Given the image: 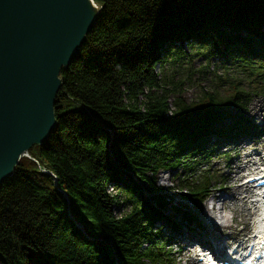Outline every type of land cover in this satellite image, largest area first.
Masks as SVG:
<instances>
[{"label":"trees","instance_id":"obj_1","mask_svg":"<svg viewBox=\"0 0 264 264\" xmlns=\"http://www.w3.org/2000/svg\"><path fill=\"white\" fill-rule=\"evenodd\" d=\"M92 1L94 26L60 72L56 127L0 185V264H176L158 173L200 208L211 177L199 161L259 132L243 112L264 93V0ZM194 56L233 66L249 89L187 103L164 72ZM173 210L197 220L187 203Z\"/></svg>","mask_w":264,"mask_h":264},{"label":"water","instance_id":"obj_2","mask_svg":"<svg viewBox=\"0 0 264 264\" xmlns=\"http://www.w3.org/2000/svg\"><path fill=\"white\" fill-rule=\"evenodd\" d=\"M100 9L92 0H0V185L55 129L60 72Z\"/></svg>","mask_w":264,"mask_h":264},{"label":"rangeland","instance_id":"obj_3","mask_svg":"<svg viewBox=\"0 0 264 264\" xmlns=\"http://www.w3.org/2000/svg\"><path fill=\"white\" fill-rule=\"evenodd\" d=\"M188 54L190 53L188 52ZM164 73L166 77L172 80L173 82H180L181 97L187 103H191L200 99V96L203 91L209 93L216 92L219 94V96H226L235 87L244 88L245 90L249 89L247 81H245L243 77L237 71L234 70L233 66H228L224 62L217 59L206 61L201 56H194L192 58V62L190 65H187L186 63H184L181 66L169 65L165 68ZM252 87H255V84H252ZM252 87H250L251 91L253 90ZM263 88L264 85H260V89ZM174 97L175 95L174 96L171 95L169 101H172ZM140 98L141 100L143 99L142 97ZM260 104L261 106L259 107ZM251 108H255L256 110L259 108L264 109V93H261L260 91L258 92L256 91L254 93L252 92L249 96L247 111L245 113L243 112V116L245 117V119L254 126L258 127L257 128V130H259V132L257 133L258 135L255 134L252 138L243 141L237 139L236 144L231 147H224V145L220 143L214 148L215 155L210 157V159H208L206 162L204 160L199 161L201 165L204 166V169L206 171L205 175L211 177V188L208 189L209 190L208 197L200 205V208L202 207V209L194 206L191 202L185 200V197L183 196L184 192L179 190L180 182L173 171L172 172L160 171L158 173L157 185L162 188L161 195L167 196V199L169 197L172 199V206H168L166 208V210L164 211V215L168 217V219L175 222L178 232H179V228H184L185 225H189L190 223H187L185 220H183L182 214H179L178 212L174 211L173 206H176L177 208H181V207L183 208L184 204L187 203V207L194 214H196L198 218L200 217L201 220L202 214L206 211V206L211 208V202H212L211 198L213 197V195L218 194L225 190V187L222 188L220 186V180L223 178V174L227 170L225 166H228L229 161L232 158L236 157L237 154L240 155L243 151L250 152L252 149L253 152V150L255 149L257 150L264 149V118L263 119L253 118L250 113ZM227 111L231 115L235 114V108L229 107ZM231 121L232 120L230 118L226 119L224 121L225 126H227ZM244 145L248 146L247 149L246 148L244 149V147H242ZM238 146L241 147V151L236 152L234 148ZM217 152H220V155H217ZM217 167L220 168V170H222V173L219 172V169ZM233 168L234 165L232 166V169ZM108 191L111 194H116V190L113 187L112 188L108 187ZM216 208H217V213H216L215 222L220 223L222 221L221 218L223 216L228 220V223H230V225L232 226L230 228L220 229L222 236L218 238L224 239L230 233L232 234V237L234 235L236 236L238 234V231L242 229L243 227L242 223L244 221L250 223V229L244 232L241 235V238L244 237L246 239L251 234V231L253 230L252 225L256 220L255 215L248 218L245 217L243 213L239 214L240 212L238 210H234L237 208L233 206V201L229 199H226L224 201V208H221V204H217ZM117 210L115 215L120 216L121 214L127 212L128 208L127 206H124V208L123 207L120 208L119 211ZM236 225H237V230L235 229ZM194 228L198 229L196 227ZM203 231L204 234H206V230L204 229ZM165 234L167 235V238L170 241L171 253L173 254L172 258H174L176 264H193L194 262H198L202 264L201 262L198 261L197 256H194V260H193L191 259V257L186 256V254L181 251L179 240H183V239L180 237L179 233L175 231L173 234H170L169 232ZM209 237H211V239H209L211 241L215 239V237L211 235H209ZM237 240L240 239L230 240L229 242H227L225 249L230 245H234Z\"/></svg>","mask_w":264,"mask_h":264},{"label":"bare ground","instance_id":"obj_4","mask_svg":"<svg viewBox=\"0 0 264 264\" xmlns=\"http://www.w3.org/2000/svg\"><path fill=\"white\" fill-rule=\"evenodd\" d=\"M260 106L261 104L259 105V107ZM246 111H247V107H246ZM250 113L251 116L255 119L264 118L263 108H259L257 110L255 108H251ZM241 140L243 141L247 139L243 138ZM247 145H244L242 147H244V149L245 148L247 149L248 147ZM234 150L236 152L241 151V147L238 146L234 148ZM252 153L253 152L249 154V152L243 151L240 155L237 154L236 157L232 158L229 161L228 166H225L227 170L223 174V178L220 180V186L222 188L225 187V190L218 194L213 195V197L211 198L212 199L211 208L206 206V211L202 214L201 220L200 217L198 218V216L196 215L197 220L195 223L185 225L184 228H179V235L183 239V240H179V243L181 246V251L184 252L186 256L191 257V259L194 260V256L197 255L195 254L196 252L194 246L192 245L193 244L192 241H199L205 245H211V243L209 242L211 241L209 240L211 239V237H209V235L215 237V239L211 241V242H215L213 245L220 246L221 248H225L227 242H229L230 240L240 239L237 240L236 242L240 243V245L244 243L245 239L241 238V235L250 229V223L246 221L242 223L243 227L240 231H238V234L236 236L234 235L232 237V234L230 233L224 239L218 238L222 236L220 229L230 228L232 226L230 225V223H228V220L223 216L221 218L222 221L220 223L215 222L216 213H217L216 205L221 204V208H224V201L226 199H229L233 201V206L237 208L234 210H238L240 212L239 214L243 213V215L248 218L254 216L255 212L258 210V207L256 206V204L250 201L251 198L254 196L253 188H252L253 186L252 184L241 182L242 176L246 173V171L250 172L257 168V167H253L254 164L256 165V163L253 164L252 162L251 159ZM233 165L234 168L232 169ZM218 169L219 172L222 173V170H220V168ZM193 226L198 229H195ZM204 229L206 230V234H204L203 231ZM235 229L237 230V225L235 226ZM248 237L247 239H250ZM193 264H200V263L194 262Z\"/></svg>","mask_w":264,"mask_h":264}]
</instances>
